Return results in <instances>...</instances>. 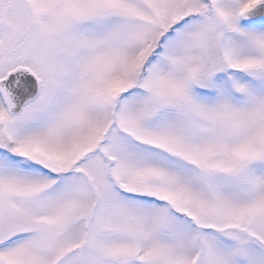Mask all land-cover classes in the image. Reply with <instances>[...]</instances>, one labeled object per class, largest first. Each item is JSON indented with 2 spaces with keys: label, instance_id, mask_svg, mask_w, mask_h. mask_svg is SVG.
Here are the masks:
<instances>
[{
  "label": "snow or ice",
  "instance_id": "snow-or-ice-1",
  "mask_svg": "<svg viewBox=\"0 0 264 264\" xmlns=\"http://www.w3.org/2000/svg\"><path fill=\"white\" fill-rule=\"evenodd\" d=\"M0 264H264V0H0Z\"/></svg>",
  "mask_w": 264,
  "mask_h": 264
}]
</instances>
